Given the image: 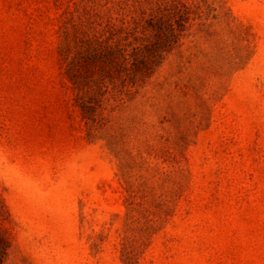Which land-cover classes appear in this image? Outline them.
I'll list each match as a JSON object with an SVG mask.
<instances>
[{"label":"rangeland","instance_id":"374dc122","mask_svg":"<svg viewBox=\"0 0 264 264\" xmlns=\"http://www.w3.org/2000/svg\"><path fill=\"white\" fill-rule=\"evenodd\" d=\"M0 264H264V0H0Z\"/></svg>","mask_w":264,"mask_h":264},{"label":"trees","instance_id":"16d2710c","mask_svg":"<svg viewBox=\"0 0 264 264\" xmlns=\"http://www.w3.org/2000/svg\"><path fill=\"white\" fill-rule=\"evenodd\" d=\"M112 56H113V54L112 53H108L107 54V57H103V58H98V57H96V58H91L90 59V62L89 63H93V62H98L99 63V65H100V68H101V71L103 72V73H107L108 71H110V70H113V68L114 67H112L111 66V64H110V61H111V58H112ZM88 62V61H87ZM107 62H109V64L107 63ZM128 62V61H127ZM129 63V62H128ZM129 66H130V71H131V74H129V76H130V82L132 83L133 82V80H134V77L136 78V76H143L144 75V69H147V67H146V64H143V62H141V61H138L137 60V58H132V62H130V64H129ZM120 66H118V68H119ZM71 71H73V70H71ZM88 71L90 72V70L88 69ZM128 76V77H129ZM69 77H70V79L72 80V82L74 83V82H76L77 81V79L79 78V76L77 75V74H73V72H71V74L69 73ZM132 77V78H131Z\"/></svg>","mask_w":264,"mask_h":264}]
</instances>
